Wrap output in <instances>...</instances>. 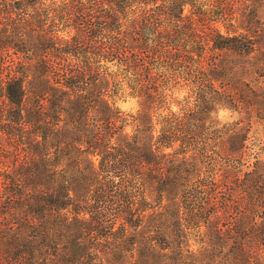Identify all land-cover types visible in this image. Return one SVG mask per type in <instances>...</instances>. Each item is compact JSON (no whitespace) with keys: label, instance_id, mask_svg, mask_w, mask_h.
I'll use <instances>...</instances> for the list:
<instances>
[{"label":"trees","instance_id":"16d2710c","mask_svg":"<svg viewBox=\"0 0 264 264\" xmlns=\"http://www.w3.org/2000/svg\"><path fill=\"white\" fill-rule=\"evenodd\" d=\"M259 2L0 0V264H264Z\"/></svg>","mask_w":264,"mask_h":264},{"label":"rangeland","instance_id":"374dc122","mask_svg":"<svg viewBox=\"0 0 264 264\" xmlns=\"http://www.w3.org/2000/svg\"><path fill=\"white\" fill-rule=\"evenodd\" d=\"M257 16L260 19L259 25H261V20L262 21L264 20V0H260V2L258 3ZM241 59H245L247 64H254L253 62H256L257 60H261V52L258 51V52L252 53V55L241 57ZM257 73L255 74V76H257L258 79L261 80V84H263L264 83V72L262 68L259 69ZM251 76H254V74H251ZM118 103L120 107L124 110H133L136 107V102L132 98L120 99ZM261 113L262 111H260V115H262ZM238 116L239 115L236 111L232 112L227 107H221L217 111V117L221 121H225V120L231 121V120L236 119ZM258 128H261V124L260 125L258 124V127L255 128L256 132L261 133L262 129H258Z\"/></svg>","mask_w":264,"mask_h":264}]
</instances>
